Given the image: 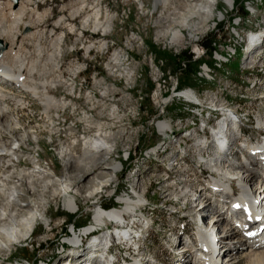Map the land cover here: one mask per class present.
Returning a JSON list of instances; mask_svg holds the SVG:
<instances>
[{"label":"rangeland","instance_id":"1","mask_svg":"<svg viewBox=\"0 0 264 264\" xmlns=\"http://www.w3.org/2000/svg\"><path fill=\"white\" fill-rule=\"evenodd\" d=\"M10 1L0 0V4L4 6ZM76 1L32 0L31 9L22 22L30 24L31 30L23 24L19 26L18 44L27 34L43 33L39 52L22 43L18 55L24 64L33 65L32 83L50 84L51 87L46 86L45 90L55 100L62 101L63 107L51 108L46 115L38 101L22 88L0 82L3 95L0 105L10 109L21 128H30L34 135L29 144L19 146L20 164L17 165L16 158L8 161H13L17 170H30L31 159H35L39 166L49 168L54 176L64 179L65 170L58 160L59 149L68 148L74 140L77 145L74 154L80 156L81 146L78 148V145L81 139L97 136L90 124H100L106 135L116 137L106 164L119 165V173L113 186L106 188L96 200L84 201L82 195L77 196L73 214L65 212L61 200L50 198V195L43 201L24 198L23 205L41 204L39 209L41 213L46 211L49 227L37 223L32 236L12 246L2 259L9 258L5 264H86L91 260L83 256L87 249L81 254L75 251L84 245L83 233L93 227V205L99 204L103 211L119 210L122 205L118 203L119 199L128 197L134 201L138 196L147 206L138 210L136 216H139L138 221L146 218L149 228L141 231L140 237H145V240L135 243L140 251L128 259V264H152L147 263L149 260L154 264H192L193 252L184 256L177 250L178 247L183 248L179 244L186 237L179 231V225L182 224L192 237L185 243L193 245L195 225L191 219L196 201H201L205 213L225 214L217 206L221 200L219 193L209 191L213 172L204 165L210 159L202 149L204 138L211 135L210 129H223V124L222 128L218 125L221 122L219 116L214 120L209 111L222 106L239 113L241 124L226 138L228 148L234 136L240 133V128L258 134L256 121L264 118V80L259 82L260 73L264 74V0L258 5L257 0H234L231 6L223 4L222 0H212L216 8L208 25L193 41L187 38L188 32L183 31V42L179 47L168 46L169 34H164L163 38L158 36L172 19L177 18V13L199 3L198 0H171L166 7L155 9L154 0H84L89 5L93 4L99 13V22L104 30L95 32L90 24L86 28L81 26L83 18L90 14L88 9L73 14ZM172 9H178V12L174 14ZM31 11L37 13V20ZM3 13L6 18L8 11L5 7ZM58 19L65 24L56 28L54 25ZM238 21L240 26L233 29ZM7 22L10 20L5 19ZM57 38H60L59 45L54 43ZM3 41L8 42L7 39ZM99 45L103 48L99 49ZM0 46L5 47L2 51L8 47L1 42ZM194 46L202 49L203 57L194 55ZM86 47L90 49L85 50ZM232 50L238 51L237 55L227 58ZM53 51L57 56L50 61L47 57ZM115 57L120 58L123 67L111 70ZM204 71H207V76ZM101 80L105 86L114 89L112 97L101 100L102 87L96 85ZM184 92L190 93V102L177 98ZM196 104L200 108H195ZM111 110L116 112L113 119ZM195 121V126L190 125ZM159 123L169 127L165 135L158 133L156 126ZM206 124L208 132L202 130ZM225 129L220 132L224 133ZM1 136L6 135L2 133ZM218 137H213V141L216 142ZM198 142L201 143L204 160H200L194 151L198 149L195 147ZM231 149L237 155L225 156L240 166V151L235 147ZM210 150V156H213L215 150ZM174 160L178 167L172 168ZM8 161H3L2 165L11 164ZM201 170H206L207 175L208 185L204 187L200 184ZM180 189L186 191V197L176 196ZM261 195L264 196L263 188L255 198L260 201ZM187 215L190 220L185 217ZM103 225L108 229L111 227L107 222ZM236 239H240V235H227L223 237L225 242L222 241L225 245L234 240L231 243L234 253L232 264H252L251 260H243L245 254H242L248 251L246 241L243 238L240 247L242 242L237 243ZM127 249L125 245L119 247V251L124 252L123 256H129ZM76 256H81V260H76ZM117 261L122 264L120 258Z\"/></svg>","mask_w":264,"mask_h":264},{"label":"bare ground","instance_id":"2","mask_svg":"<svg viewBox=\"0 0 264 264\" xmlns=\"http://www.w3.org/2000/svg\"><path fill=\"white\" fill-rule=\"evenodd\" d=\"M170 1L171 0H154L153 7L154 9L160 6L166 7ZM185 1L189 2L191 0ZM198 1L200 2L187 6L185 10L181 11L179 14L177 13L178 9H172V13H177L178 16L177 18L171 20L169 25L163 31H161L158 38H163L164 34H169L167 36L169 37L168 46L170 47H179L182 44L183 31L188 32L187 38L189 40L193 41L195 37L197 38L199 33L203 32L202 30L210 22L211 17H213V9L214 7L216 8V4L214 3L215 1ZM233 1L234 0H222L223 4L228 6H231ZM260 2L261 0H257V5L260 4ZM31 3L32 0H18L16 6H14L13 1L6 2L4 6H1L2 4H0V42L2 43V45L8 46L6 50L0 51V81L10 86H14L17 89L22 88L25 93L31 95V97H33L35 101H38V103L42 107V112L46 114L51 108L56 109L57 107H63V103L62 101L55 100L53 97L48 95V92L45 90V87H51L50 84L40 83L35 85L32 83L30 77L33 74V65L31 63H28V65L24 64V61L21 60L20 56L18 55V52H20L21 50L20 47L22 43H27V45L33 46L35 52H39L40 50L39 41L42 39L43 33L38 35L27 34L20 40L18 44V40L20 38V35H18L19 26L23 24V26L27 30H31L30 24L22 23L25 15L27 14V11L31 9ZM75 5L77 7L75 10H73L74 15L79 14L86 9L90 11V14L86 15L83 18L81 24L82 28H86L87 25L90 24L94 32L100 31L101 29L104 30V28L101 26V23L99 22V13L97 10H95L93 4L89 5L84 0H77L75 2ZM4 7L8 11L6 18L4 17L3 13ZM31 14H33L35 16V20H37V13H35V11H31ZM5 19H9L10 22L5 23ZM64 24L65 23L62 19H58V21L55 22L54 26L58 28ZM239 26L240 21H238L234 25L233 29H237ZM233 29L231 31H233ZM105 36L106 34L104 32L103 37ZM231 36L234 37V35ZM4 39H7L8 42H4ZM59 41L60 38H57L54 40V43L56 42L57 45ZM100 48H103V45H99V49ZM89 49L90 47H86L85 50ZM193 49L195 55L200 54L199 50L196 47ZM54 51L51 55L47 57L48 60L51 61V58L57 56ZM237 53L238 51L236 52L235 50H232V52L227 55V58H231L232 56L235 57ZM217 57L221 58V56L218 55ZM122 67L123 65L121 64L120 58L115 57L114 60H112L110 69L114 70L120 69ZM124 71L126 70L124 69ZM206 72L204 73L205 76H207ZM259 72H261V68L259 69ZM260 75L261 79L259 78V82H261V80H264L263 72H261ZM96 85L102 87L101 100L110 98L114 95V89H110V87L105 86L104 81H98L96 82ZM260 85L263 84L260 83ZM112 86L114 87L115 84H112ZM189 94L185 92L180 93L177 95V98L181 100L185 99V102H190L192 98ZM2 100L3 95L1 94L0 90V102H2ZM195 108H200V106L196 104ZM214 108L215 109L210 110L209 113L213 116L214 120L217 119V117L219 116V120H221V122H219L218 125L220 127L221 124H223V129L218 128L217 131L219 132V137L216 138V142L213 141L210 144V149L213 148L215 150V154L213 156L211 155L210 159H208L207 162H204V165L208 167V170H211V172H213V174L211 173V179L213 180V182H211L210 185H207L215 187L220 185L221 187H223L226 193H229V190L233 189L232 183H234L236 185L235 187L237 188V194L235 196H239L240 194V199L238 200L237 205L240 206L243 210H247L249 208L250 193H254L255 197L256 193H258L262 188L264 193V182L259 179H256L255 176L248 175L245 170L240 168V166L234 163L233 160H230L231 162H233L229 164L227 162L228 159L225 155L220 156L217 153L216 145L222 144L228 146V144H226V138L229 136L230 131H237L238 127L241 124V119L239 113H237L236 111L233 112L232 110H228L222 106ZM226 110L228 112H226ZM110 112V117L111 119H113L116 112H112V110ZM221 113L223 118L220 116ZM0 121V264H5L8 263L9 258L2 259L3 254L5 252H8L10 248L15 244L25 242L28 238H30L37 223H41L42 226L46 228L49 227V224L45 217L46 211L41 213V210L39 209L41 204L34 203L33 205H30V203H28L26 205H23L22 202L24 198L29 197L42 200L43 198H46L47 195H50V198H59L61 200V207L65 212L73 214L76 210V197L82 195L84 201L96 200L97 197H99V195H101L106 188L114 184V179H116V175L119 173V165L106 164L108 163L109 156L112 153V144L116 141V137L106 135L103 130V126H100V124H90V128L95 130V134H97V136H94L95 138L87 140H85V138L81 139V144L78 145V148H80L81 146V149H79V151L81 152L80 156L77 157L74 154L77 148V145L74 140L68 148L61 147L59 149L58 160L60 161L62 168L65 170L63 175L65 176L64 179H59L54 176L49 168L39 166L38 162L35 161V159H31L32 168L30 170H17V165L20 164L18 160V154L20 152L19 146L29 144L32 141L34 135L31 132L30 128L23 130L19 122L13 117L12 111L1 105ZM197 121L191 122L190 125L195 126L197 124ZM256 126L257 131L260 129L263 130L264 118H258L256 121ZM156 129L160 135H165L167 130H169V127L166 124L159 123L157 124ZM207 129L208 125L206 124L203 126L202 130H205L206 132ZM224 129V133L220 132ZM210 131L213 132L216 130L210 129ZM2 133L6 136L2 137ZM239 134L240 133H238L237 136ZM207 138H209V140L213 139L211 135H208ZM207 138H204V143L206 142ZM200 144L201 143L199 142L195 144V147H197L198 149L194 151L196 152V154L198 153L197 157L200 160H204L201 154L202 149H204V145L201 149ZM249 145L253 147V145ZM263 148L264 142L262 144L261 149ZM210 149L209 152L211 151ZM229 149H231V146ZM239 149L236 148L238 152L240 151ZM102 151H104L105 153L99 155L98 153ZM164 151L166 150H163L162 152ZM12 158H16V160L18 161L17 165H15L13 161H8V159ZM3 161H8L11 164H8L6 167H4L2 165ZM175 163L176 161L174 160L172 162V168H174V166H177V164ZM172 168L170 167V169ZM252 168L254 169L255 167L252 166ZM70 169H72V171H69ZM166 176L168 177V175ZM133 177L134 176H132V178ZM224 184L225 186H223ZM246 187H249V189H246ZM175 190L177 191L178 189L176 188ZM177 193L176 196H187L186 191L183 189H180V191H178ZM219 196L221 197V200L218 201L217 206L218 208H220V210H222L221 212L225 213L224 215L221 213L214 214L215 212L213 211V215L203 212L205 208H203V204H201L200 200L196 201V203H194L193 205L194 211L193 219H191V222L193 225H195V240L193 241V245L191 242H189L192 247H195L193 248L192 254H196V256L192 255L191 257V259L193 258V261L195 260L201 263L202 260H209V256L202 252V239L209 241L210 237H214L218 239L219 244H221L225 242L223 240V237H226L227 235L232 234L235 237L236 235L239 236L236 231L232 230L228 225H226V222L231 219H235L238 221V223H240V212L238 210L230 209V204L228 203L229 201H233L234 197H231V195H228L226 197L222 196L221 194H219ZM140 198L137 196L136 200L134 201H130L128 197L119 199L118 203L122 204L119 210L103 211L100 208L101 206L99 204L93 205V227L87 232L83 233V235L85 236L83 237V243L84 241L89 243L90 241H92L89 240L92 235H95L97 232L103 231V228L106 227L103 225L105 222H107L108 224L114 223L117 226H114L111 229L112 232H110L109 234L103 233V236L101 237H107V240L102 239L101 241H95L94 246L92 247V252L91 249L87 248L86 253L84 255L82 254L85 258H91L89 254L96 253V250L99 248L98 246L104 245V248L106 246V242L110 239H116V245L118 248H122V245H125L127 246V248L131 249L129 251V256H123V258H120L122 264H128L130 262L128 259L133 258L139 253L140 248L135 243L140 242V240L144 241L145 237L141 238V234L137 236L136 233L139 231H147V229L149 228V224L147 223L146 218H141L140 221H138L139 216H136L138 210H144L142 208H146L147 206L146 203L144 205L142 204L143 199ZM257 202L258 205L256 207V210H260L259 219L264 222V196L261 195L260 201L257 200ZM188 216L189 215L185 217L190 220ZM125 218L128 219L125 220ZM135 222H138L140 224V228L138 225H135ZM142 223L143 226H141ZM127 224H131L132 228L134 229L127 230ZM238 230L240 231V228ZM242 239L243 238L240 237V239H236L235 241L239 243L242 242ZM258 241L259 238L254 239V243H258ZM232 242H234V240H231V242L228 243ZM239 244L241 247V245H243V242ZM109 245L110 247L114 246L112 241ZM182 247L183 248L178 247L179 249L177 250H184L185 247ZM224 247V243L219 246V248L221 249L217 252L218 254L215 258L216 263H223L225 261H229L228 264L234 263V253H224ZM214 251H216L215 248ZM242 255H244L243 260H251L250 262L252 264H261L264 261V249L260 251H251L249 254L245 252ZM75 259L81 260V256H76ZM140 260L143 261V258H141ZM100 263L103 264L102 262H97L96 264ZM109 263L118 264V261L117 259H113V262ZM147 263L154 264V261L149 260V262Z\"/></svg>","mask_w":264,"mask_h":264},{"label":"water","instance_id":"3","mask_svg":"<svg viewBox=\"0 0 264 264\" xmlns=\"http://www.w3.org/2000/svg\"><path fill=\"white\" fill-rule=\"evenodd\" d=\"M13 1V3H14V6H16V3H18V0H12ZM3 49H5V47H1L0 46V51H2Z\"/></svg>","mask_w":264,"mask_h":264},{"label":"built area","instance_id":"4","mask_svg":"<svg viewBox=\"0 0 264 264\" xmlns=\"http://www.w3.org/2000/svg\"><path fill=\"white\" fill-rule=\"evenodd\" d=\"M198 49H199V51H200V54L199 55H196L198 58H201V57H203L204 55H203V53H202V55H201V50L202 49H200V47H198ZM195 55V54H194ZM213 55V54H212ZM128 159V158H127Z\"/></svg>","mask_w":264,"mask_h":264},{"label":"trees","instance_id":"5","mask_svg":"<svg viewBox=\"0 0 264 264\" xmlns=\"http://www.w3.org/2000/svg\"><path fill=\"white\" fill-rule=\"evenodd\" d=\"M208 47H209V45H208Z\"/></svg>","mask_w":264,"mask_h":264}]
</instances>
